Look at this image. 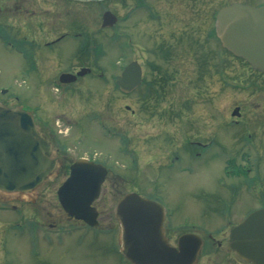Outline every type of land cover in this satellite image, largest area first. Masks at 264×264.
I'll return each instance as SVG.
<instances>
[{
  "label": "rangeland",
  "instance_id": "374dc122",
  "mask_svg": "<svg viewBox=\"0 0 264 264\" xmlns=\"http://www.w3.org/2000/svg\"><path fill=\"white\" fill-rule=\"evenodd\" d=\"M119 1L109 0L105 4L118 14L121 12ZM146 1L154 4L161 13L159 21L168 22L166 28L169 30L164 27L157 32L156 44L154 38L139 36L131 46L134 49L130 50L132 57H138L144 63L145 76L149 79L155 74L152 69L156 66L162 68L164 77L156 73L160 79L154 90L157 96L141 101L146 109L143 112L138 100L146 85L127 95L115 89L112 80L108 84L87 83L83 90L74 89L70 97L72 108L76 109L73 118L79 119L81 114L87 116L80 120L79 129L83 135L74 145L76 152L70 149L69 152L99 154L106 163L115 165L126 176L128 188L142 190L145 194L153 192L149 190L151 187L158 189L160 198L174 210V219L187 216L190 223L200 229L199 233L204 230L217 232L213 236L221 247L204 241L202 252L212 255L207 259L201 258L199 264H247L230 253L226 240L231 224L239 222L255 208L264 206V74L254 72L243 60L221 49L218 40L212 36L214 15L220 5L229 0ZM231 1L253 5L264 2ZM137 14L144 16L143 12ZM149 29L151 33L152 27ZM117 31L118 28L110 32L109 41L104 45L110 58L106 62L101 61L102 66L109 69L105 72L107 76L119 70V67L116 70L109 67L122 55ZM159 45H163L165 52H157ZM2 55L7 57L5 51ZM13 62L17 65L15 58ZM1 69L0 87L6 85L9 88L3 98L12 105L38 104L37 87L31 89L33 85L30 83L14 82L9 77V70ZM125 105L135 111L125 109ZM236 105L241 112L238 116L241 121L237 124L232 119L238 117L231 116ZM78 126L79 121L76 128ZM76 128L73 126L72 129ZM183 135L189 136L188 140L203 142L214 135L215 142L199 149L198 155L194 148L189 147L186 154H179L173 163L160 166L152 163L154 156H162V161H165L168 154L178 150L177 143L170 139L181 140ZM245 153L247 160L241 158ZM234 156L242 165L250 161L251 170L247 175L226 174L227 163H231L230 169L235 167L232 164ZM137 163L141 167L138 173L140 181L134 179ZM151 166H155L153 171ZM153 177L155 182L151 185L149 182ZM59 183L60 180L48 182L42 188L44 198L53 196L56 202L54 194ZM107 191H110L109 187ZM27 197L29 203L15 200L14 196L4 203L17 206L18 211H0V224H4L0 226V239L8 243L11 264L124 263L112 247L113 235L118 234L116 226L101 224L97 230L44 233L34 229L36 224H27V218L22 216V211L27 214L29 211L33 219L31 214L35 212L30 201L32 197ZM116 198L102 194L100 199L108 205L110 199ZM47 210L54 214L58 211L53 203L39 214L40 219ZM115 245L118 246L116 239Z\"/></svg>",
  "mask_w": 264,
  "mask_h": 264
},
{
  "label": "flooded vegetation",
  "instance_id": "af4514ba",
  "mask_svg": "<svg viewBox=\"0 0 264 264\" xmlns=\"http://www.w3.org/2000/svg\"><path fill=\"white\" fill-rule=\"evenodd\" d=\"M107 1L109 0H0V47L2 49L0 51V72L1 68H5L10 71L11 76L9 77L14 82L30 83L33 85L31 89L34 86L37 87L38 104L31 105L26 102L22 106L31 112L32 117L37 122L39 132L49 140L51 147L48 155L57 160L55 171L46 177L37 188L29 192L14 191L13 193H8L0 191V202H9V199H13L14 196L15 200L29 203L27 196L32 197L30 201L32 206L35 207V212L31 214L33 219L30 218L29 211L28 214L22 211V216L27 218L26 223L36 224L34 229L41 230L44 233L60 234L83 231L88 228L97 230L96 228L101 224H113L118 229L117 222L113 216L115 204L123 194L135 192L156 201L163 207L164 214L161 224H163V234L170 245H176L178 237L184 233H193L201 237L202 241L198 258L194 262L195 264H199L198 262L201 258L205 257L207 259L212 255L206 254L205 251L202 252L204 241L210 242L214 247H221V243L217 238L211 233H206L205 235L199 233L196 230L198 227L191 225L187 216H183L180 220L174 219V210L171 207L169 209L165 201L160 198L158 189L151 187L149 190L153 192L145 194L146 192L142 190L128 188L126 176L124 177L115 165L106 163L99 154L87 152L73 154L69 152V149L74 150V145L83 135V132L79 129L80 120L82 117L87 116L81 114L79 119L73 118L76 116L73 115L76 109L72 108V99L70 101V97L74 89L83 90L87 83L99 82L108 84L109 80H112L111 83H113L115 89L119 90L115 86V78L121 75L124 68L133 61L137 62L140 66L141 81L140 85L132 92L139 90L142 86L152 84V97L157 96L154 90L156 89V85L160 84L158 83L160 79L156 73H160L164 77L162 68L159 69L157 66L155 69H152L155 73L154 76L151 79L146 77L144 63L139 61L138 57L131 56V50L134 49H131V46L142 35L148 36L150 40L154 38V43L156 44L158 38L157 32L159 33V30L164 27L168 31L169 28L166 27H168L169 23L166 22L164 24L162 21H159L161 13H158L157 8L151 3L153 7L149 1L120 0L121 12L118 14L111 11L109 6L107 8L105 4ZM227 2L221 5L225 6L232 3L231 0ZM221 5L219 8L222 7ZM106 11H111L116 16L115 22L109 27L102 26L103 15ZM140 12H143L144 16L137 14ZM151 27L152 32L150 33L151 29L149 28ZM116 28H118L119 48H121L120 53L122 55L119 56V60L112 61V65L109 66L115 70L119 67V70L107 76L105 72L109 69L107 66H102L101 63V61L106 62L110 59L108 58V53L104 50V45L109 41L107 38L110 32L115 31ZM212 33L214 34L213 26ZM162 46H158L157 52H165ZM3 51L7 54L6 58L2 55ZM147 52L149 54L153 53V51ZM13 58L17 60V65L14 64ZM8 89L0 87V102L7 106H13L3 98L8 93ZM87 91H89V88H87ZM86 101L83 100V102ZM141 101H143L142 93L138 102L142 104L141 110L144 112L146 109H144V104ZM89 105L92 106L93 103ZM126 106L125 108L129 109ZM130 111L134 112L135 110L130 109ZM240 119L238 117L232 119V121L237 124L241 121ZM87 120L91 121L88 118ZM78 121L79 126L76 128ZM73 126L76 130L72 129ZM214 138L215 136L211 135L204 142L197 139L188 140L189 136L187 135H183L181 140H178L179 138L175 140L170 139L172 142L175 141V144L177 143L178 150L173 151L170 155L168 154L165 161H162V156H154L152 163L156 166L173 163V161H177L179 154L182 156L186 154V150L189 147L194 148L195 154L198 155L200 154L199 149H203L208 144L215 142ZM160 140L164 139L161 138ZM79 158L99 162L106 167V175L100 185L98 198L91 204L97 210L96 221L93 223L96 225L94 226H90L88 222L68 215L58 201L56 190L54 194L56 202L53 201V196H50V199L43 196L44 189L42 188L48 182L55 180H60V185L69 175V166ZM241 158H245V160L249 159L246 153ZM232 159V164L235 165L233 169L235 171H243L241 175H247L251 170L249 168L250 161L242 165L237 162L235 156ZM229 164L231 163L225 165L226 174L230 171V168H228ZM154 167L151 166L152 171ZM140 170L141 167L137 163L134 167V171L136 172L134 179L139 180L138 173H140ZM150 181L149 183L152 185L155 182V177L151 178ZM106 186V190L109 187V192L104 190ZM102 194L103 196L108 195L109 197L115 196L117 198L110 199L108 205H105V202L100 199ZM53 203H55L58 210L57 214L47 210L46 215H41L43 219H40L39 214ZM15 207L12 205V208ZM6 210L7 208H3V205H0V211ZM172 224L178 225L173 226ZM0 226L3 227L4 224H0ZM105 228L107 229V227ZM107 230L110 231L109 228ZM8 251V243L0 239V264L12 263V260H9L10 253Z\"/></svg>",
  "mask_w": 264,
  "mask_h": 264
},
{
  "label": "water",
  "instance_id": "95a60500",
  "mask_svg": "<svg viewBox=\"0 0 264 264\" xmlns=\"http://www.w3.org/2000/svg\"><path fill=\"white\" fill-rule=\"evenodd\" d=\"M215 16L213 26L222 47L264 73V4L232 2ZM115 20L116 16L106 11L102 26H110ZM140 71L133 61L115 82L129 92L140 84ZM232 115H239V107L232 110ZM31 116L20 106L0 103V191H31L57 165L48 156L49 141L38 132ZM69 167L70 174L58 187L57 198L69 215L91 223L97 214L91 203L98 197L106 167L84 159ZM113 216L121 231L120 252L130 264L195 262L200 239L185 234L179 237L177 247L169 246L161 234L163 215L156 202L136 193H125L116 202ZM228 231L229 247L239 258L250 264H264V207L250 212Z\"/></svg>",
  "mask_w": 264,
  "mask_h": 264
},
{
  "label": "trees",
  "instance_id": "16d2710c",
  "mask_svg": "<svg viewBox=\"0 0 264 264\" xmlns=\"http://www.w3.org/2000/svg\"><path fill=\"white\" fill-rule=\"evenodd\" d=\"M224 50V49H223ZM226 51V50H225ZM221 56V54H220ZM238 59H241V58H238ZM242 60V59H241ZM145 94H144V98H148V97H151L152 96V92H153V89H152V84H147L146 85V90H145Z\"/></svg>",
  "mask_w": 264,
  "mask_h": 264
}]
</instances>
